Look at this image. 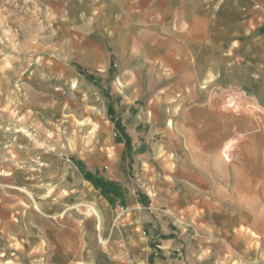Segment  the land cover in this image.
Here are the masks:
<instances>
[{
    "label": "rangeland",
    "instance_id": "1",
    "mask_svg": "<svg viewBox=\"0 0 264 264\" xmlns=\"http://www.w3.org/2000/svg\"><path fill=\"white\" fill-rule=\"evenodd\" d=\"M97 4L0 0V264L62 262L83 245L76 239L87 242L94 262L109 242L84 230L82 217L130 212V196L152 210L147 202L156 194L135 167L153 162L149 150L163 123L147 106L164 98L155 88L167 77L140 92L133 85L141 77L114 74L118 61L99 64L108 45L87 41ZM245 46L204 59L197 90L176 93L178 108L168 109L173 162L186 153L195 182L184 198L180 187L167 193V216L209 255L227 230L244 235L249 247L231 253L236 264H264V48L263 57H246Z\"/></svg>",
    "mask_w": 264,
    "mask_h": 264
},
{
    "label": "crops",
    "instance_id": "2",
    "mask_svg": "<svg viewBox=\"0 0 264 264\" xmlns=\"http://www.w3.org/2000/svg\"><path fill=\"white\" fill-rule=\"evenodd\" d=\"M96 2L98 4L91 6L90 13L91 20L95 19V27L90 30L87 41L108 45L106 51L102 49L96 57L100 59L99 64L106 69L108 61H118L114 74L141 77L140 83L133 85L140 92L151 90L164 75L167 77V83L155 88L165 91L164 98L160 101L151 99L147 106L154 110V121L163 123L161 131H155L159 140L149 150V154L154 155L153 162L135 167L139 176L146 178L143 181L156 197L148 199L151 212L142 210L140 201L130 196L126 199L130 212L125 213L121 207L115 213L98 214L94 209L96 217L81 218L84 230L98 232L100 239L109 242L106 249L99 245L98 261L92 262V250L88 246L86 249L87 242L75 237V241L84 243H80V248L76 247L75 253L68 252L64 261L56 262L51 258L36 264H236L235 254L249 247L244 235L241 238L227 230L212 244L213 252L209 255V249L205 250L206 243L202 244L167 216V193L176 196V189L180 187L179 195L183 197V190L194 181L188 180V173L193 169L188 165L186 153L180 151V163L173 162L171 154L176 151L177 138L171 129L172 116L168 109L178 108L180 101L175 100L176 93L197 90L198 83L193 82V78L197 81L205 75L204 59H225V54L229 57L235 52L237 44L246 45V57L254 56L252 54L263 57L264 0ZM257 49L259 52H255ZM213 67L220 73L218 64ZM124 90L131 92L132 89L126 87ZM162 108H167V113ZM177 144L182 149L180 141ZM161 148L163 156L159 153ZM167 176L183 179L167 180ZM208 229H204L205 232H211Z\"/></svg>",
    "mask_w": 264,
    "mask_h": 264
}]
</instances>
